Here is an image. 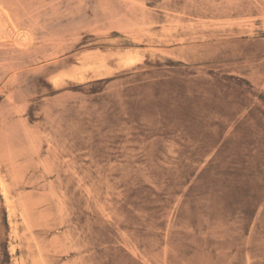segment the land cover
<instances>
[{"label": "rangeland", "instance_id": "1", "mask_svg": "<svg viewBox=\"0 0 264 264\" xmlns=\"http://www.w3.org/2000/svg\"><path fill=\"white\" fill-rule=\"evenodd\" d=\"M0 264H264V0H0Z\"/></svg>", "mask_w": 264, "mask_h": 264}]
</instances>
